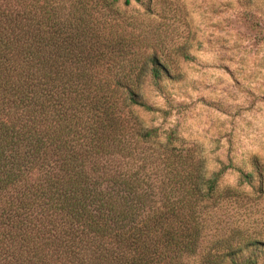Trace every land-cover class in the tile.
<instances>
[{"label": "trees", "instance_id": "1", "mask_svg": "<svg viewBox=\"0 0 264 264\" xmlns=\"http://www.w3.org/2000/svg\"><path fill=\"white\" fill-rule=\"evenodd\" d=\"M120 1L0 0V264H258L264 237L235 230L193 258L221 175L258 192L264 171L231 159L206 177L144 124L138 86L174 74Z\"/></svg>", "mask_w": 264, "mask_h": 264}, {"label": "rangeland", "instance_id": "2", "mask_svg": "<svg viewBox=\"0 0 264 264\" xmlns=\"http://www.w3.org/2000/svg\"><path fill=\"white\" fill-rule=\"evenodd\" d=\"M153 3L149 16L135 0L126 14L138 16L143 32L160 40L174 75L160 88L149 75L142 80L138 90L154 108H138L140 118L160 127L162 138L173 129L175 145L202 159L206 177L231 159L250 171L258 158L264 171V0ZM261 184L256 178V187ZM261 190L239 185V172L227 169L216 201L205 207L202 246L193 258L231 230L237 238L264 237V181ZM253 250L244 247L237 259ZM259 250L258 264H264Z\"/></svg>", "mask_w": 264, "mask_h": 264}]
</instances>
